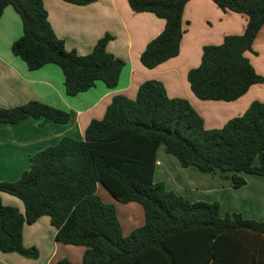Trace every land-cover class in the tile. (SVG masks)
I'll return each mask as SVG.
<instances>
[{"label": "trees", "instance_id": "trees-1", "mask_svg": "<svg viewBox=\"0 0 264 264\" xmlns=\"http://www.w3.org/2000/svg\"><path fill=\"white\" fill-rule=\"evenodd\" d=\"M61 1L83 6L95 0ZM188 1L127 0L132 12L164 21L162 32L140 54L144 69L153 70L179 54ZM210 1L223 12L243 16L246 25L242 34L203 47L200 64L186 81L196 100L230 103L264 84L246 57L264 27V0ZM8 7L22 28L10 52L28 71L56 66L69 98L98 82L107 90L117 87L124 63L106 51L109 35L90 54L78 56L54 35L41 0H0V17ZM28 118L40 120V126L66 124L69 114L38 101L0 108V124ZM161 146L182 168L229 177L234 190L245 185V176L264 179V103L253 102L221 129L207 130L188 101L169 98L156 80L143 82L134 99L114 96L81 141L62 137L32 155L18 180L0 182V194L23 205L20 213L0 200V252L35 260L36 249L22 245V229L45 216L57 243L85 248L81 264H264V222L236 213L222 216L216 202L191 203L153 182ZM97 186L120 204L140 205L143 226L123 236L114 208L97 196Z\"/></svg>", "mask_w": 264, "mask_h": 264}, {"label": "crops", "instance_id": "crops-1", "mask_svg": "<svg viewBox=\"0 0 264 264\" xmlns=\"http://www.w3.org/2000/svg\"><path fill=\"white\" fill-rule=\"evenodd\" d=\"M47 21L54 35L63 42L66 51L78 56L91 53L105 35L111 40L106 51L121 60L124 67L114 90L101 83L78 94L66 97L61 71L47 65L28 71L25 64L10 52L11 44L22 35L21 22L11 8L0 17V108H13L29 101H38L69 114L66 124L25 119L16 124H0V182H14L29 168V158L58 143L62 137L81 141L92 120H100L116 95L134 99L139 86L147 80L162 84L171 99L188 101L207 130L221 129L228 121L241 116L253 102L264 103V84L252 87L243 97L230 102H201L189 91L187 73L200 64L202 48L220 45L225 36L240 35L246 20L243 16L223 12L210 0H190L181 19L183 35L179 54L153 70H146L139 61L146 45L164 28V21L150 13H134L127 0H95L76 6L61 0H41ZM247 59L256 74L264 77V27L256 36ZM245 185L234 190L229 177L220 173L208 174L189 167L182 168L176 159L161 146L156 151L153 182L166 191L191 203L216 202L220 214H240L243 219L264 222V179L245 176ZM96 194L116 213L122 235L127 236L144 224L142 207L137 203L120 204L101 186ZM3 206L14 207L23 213L22 203L15 197L1 193ZM55 229L49 218L42 216L22 229V245L38 252L35 260L15 253H1L0 264H55L65 259L69 264H81L85 251L81 246L62 245L55 241Z\"/></svg>", "mask_w": 264, "mask_h": 264}, {"label": "rangeland", "instance_id": "rangeland-1", "mask_svg": "<svg viewBox=\"0 0 264 264\" xmlns=\"http://www.w3.org/2000/svg\"><path fill=\"white\" fill-rule=\"evenodd\" d=\"M248 53H254L253 50L251 52H248ZM248 53H246V56H248ZM255 54V53H254ZM4 109H7V108H4Z\"/></svg>", "mask_w": 264, "mask_h": 264}]
</instances>
